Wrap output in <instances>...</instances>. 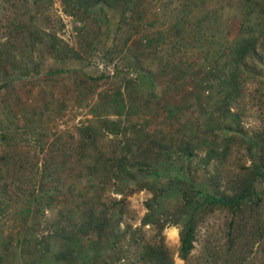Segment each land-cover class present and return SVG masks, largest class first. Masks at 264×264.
<instances>
[{"label":"trees","instance_id":"trees-1","mask_svg":"<svg viewBox=\"0 0 264 264\" xmlns=\"http://www.w3.org/2000/svg\"><path fill=\"white\" fill-rule=\"evenodd\" d=\"M47 1L23 0L22 3L30 8V5H43ZM232 1L235 28L233 30L226 21L221 31L225 45L217 51L218 61L214 58V62L211 60L205 65L206 79L215 82L210 84L205 78L200 81V93L205 98L204 102L197 99L200 112L194 103L166 104L163 109L176 121H170L167 129L158 131L148 124L131 121V116L138 115L141 108L126 100L119 90L112 99L94 108L100 112L108 106L112 114L105 115H114L117 119L97 115V121H90L87 126L88 131L84 132L79 149H66V146H59L58 143H51L48 147V142L38 139L41 140L36 142L39 150L29 158V153L23 151L19 143V132L23 130L22 135H28L40 128L35 124L40 126L45 110L41 105L31 104L32 114H20L15 110L20 104L11 101L14 88L26 79L38 80L39 76L45 74L57 76L66 73L68 70L63 65L67 66L76 59L75 50L56 35L39 33L35 28H30L32 49L27 52L25 60L19 58L18 65L15 49L10 52L0 49V103L5 104L6 112V116L0 118V211L14 207L20 224L27 226L24 235L16 239L24 248L21 253L23 260H20L22 264H28V257L34 259L30 260V264H109V260L103 258V244L113 239V228L124 213V196L128 193L151 192L152 196L145 204L147 213L143 219L144 225H152L158 230H164L167 225L181 226L179 256L184 261L194 249L195 234L202 216L217 208L243 214L253 205L256 195L254 182L264 177L260 165H255L251 172L247 170L233 184L228 183L226 188L221 186L223 177L219 173L211 174L209 169L214 163L227 160L234 138L240 137L243 142H248L253 157L264 150L259 145L261 136L245 134L240 128L241 115L232 112L243 99L246 84L263 76L262 70H257L251 62L263 64L258 49L262 45L260 41L264 40V6L257 0ZM62 3L68 13H72L71 3L78 11L99 8L106 19V8H118L121 4L123 18L138 10L140 20L144 19V13L139 9L141 0H62ZM194 4L185 6L187 14L198 11ZM27 13L33 17L31 12ZM212 14L213 10L209 7L196 22L187 18L177 20L166 30L167 36L161 34L158 41L156 35L143 34L140 46L151 51L161 40L169 43L173 61L166 62L164 72L170 71L169 67L172 66V75L183 74L186 78L192 67L184 60L191 53L188 36L201 33L206 37L205 44L211 45L212 38L218 32L210 34L205 24L211 23ZM202 28H205L204 31ZM35 51H40L39 56H35ZM136 58L140 61L139 57ZM51 62H57L58 66L42 71V66ZM9 63L18 68L9 69ZM138 86L153 91L157 83L152 73L144 71L137 76ZM191 109L202 121L198 119L196 127L188 122L181 134L176 132L177 125L181 126L183 116ZM220 134L222 138L217 142L214 137L219 140ZM109 136L113 137V145L106 151L98 141ZM203 148H207V151L204 157H200L198 151ZM38 154H42L40 159ZM69 154L74 155L80 163L77 166L82 170L83 183H80L84 189L67 183L62 176V169L69 170L66 163ZM29 172L31 175L34 172L33 176L36 174L33 190L22 196L17 194V204L14 206L5 202L9 199V176L17 177L14 187L18 191L23 187L26 175L30 178ZM109 185L113 187V193L122 198L112 199L110 205L102 204L101 194ZM54 210L58 211L56 220L47 226L50 239L35 237L33 253H30L26 250L27 236L33 237L31 232L35 228L29 225L30 222ZM115 216H118V220ZM52 241H55L53 250L50 246ZM11 245V242L0 245V264L13 261L9 256ZM144 256L146 258L140 260V264H174L162 245L148 244Z\"/></svg>","mask_w":264,"mask_h":264},{"label":"rangeland","instance_id":"rangeland-1","mask_svg":"<svg viewBox=\"0 0 264 264\" xmlns=\"http://www.w3.org/2000/svg\"><path fill=\"white\" fill-rule=\"evenodd\" d=\"M22 1L0 0V49L4 52L15 49L18 65L19 58L25 60L27 52L32 49L33 37L30 28H35L39 33L49 32L56 35L59 40L75 50L76 57L71 64L63 65L68 70L66 73L57 76L45 74L39 76L38 80L26 79L12 92L11 101L13 104H20L15 107L20 114H32L31 104L41 105L45 110L40 126L35 124L40 128L28 135H22L23 130L19 132V143L22 150L29 153V158L35 156V152L39 150L36 143L38 139L48 142V147L51 143H58L59 146H66V149H79L84 132L88 131L87 126L90 121H97V115L117 119L114 115H105L112 114L108 106L100 112L94 108L112 99L119 90L126 100L141 108L138 115L131 116V121L148 124L158 131L167 129L170 121H176L163 109L166 104L194 103L196 110L200 112L201 107L197 99L205 101L200 93V81L209 79H206L205 65L214 58L217 60L218 49L225 45L221 31L226 21L228 20V25H231L233 30L236 24L232 0H141L139 9L144 13L143 20H140L138 10L123 18L121 4L113 9L105 7L108 16L106 19L96 7L78 11L71 3L72 13H68L62 0H49L43 5H30V8L23 5ZM257 1L264 6V0ZM191 3L196 4L194 5L198 11L187 14L185 6ZM209 7L212 8L213 14L211 23L205 24L206 30L210 34L218 32L212 38L211 45L205 44L206 37L203 34L191 33L188 36L191 53L184 59L192 65L186 74L188 76L185 78L183 74L172 75V66L169 67L170 71L165 73L164 65L167 61H173L170 44L161 40L156 49L150 51L145 46H140L143 34L156 35L158 41L161 34L167 36L166 30L175 21L187 18L196 22ZM27 11L31 12L33 17ZM202 29L204 31L205 28ZM260 42L262 45L258 52L263 64L253 61L251 65L256 66L257 70L261 69L263 76L246 84L244 97L234 106L232 112L241 115L240 128L245 134L250 137L261 136L259 145L264 148V40ZM39 54L40 51H35V56ZM136 57H139L140 61H137ZM16 65L9 63L8 68L15 70L18 68ZM56 66L57 62L47 63V66H42V71ZM144 71L152 73L156 80L157 87L153 91L145 86L136 87L137 76ZM208 82L214 84L215 80ZM4 108L5 104L0 103V118L6 116ZM198 119L202 121L191 109L183 116L181 126L177 125L176 132L181 134L188 122L196 127ZM221 136L222 134L219 140L214 137V140L219 142ZM112 140L113 137L109 136L107 139L100 138L98 143L107 151L113 145ZM248 146V142H243L240 137L234 138L229 146L227 160L223 163L216 162L209 168L211 174L219 173L223 177L222 188H226L228 183L233 184L237 178L246 174L247 170L251 172L255 165H260L264 172V150L262 153L258 151L253 157V152L249 151ZM206 151L207 148L199 150V156L204 157ZM1 153L0 145V155ZM41 157L42 154H38V158ZM66 163L69 170L62 169V176L66 178L67 183L84 189L80 183H83L82 170L77 166L80 163L76 157L70 155ZM33 174L29 172V179L26 175L25 183L18 191L16 186L14 187L17 177L9 176V199L5 202L14 206L17 204V194L22 196L33 190L36 176ZM254 185L256 195L253 205L245 213L236 214L228 209L217 208L201 217L195 234L194 249L187 261L179 256L181 226L167 225L164 230H158L152 225H144L143 219L147 213L145 204L152 194L146 190L128 193L124 196V213L118 225L113 228V239L104 241L103 258L109 260V264H140V260L146 258L145 246L152 244L162 245L169 260H173L174 264H264V177L257 179ZM1 187L0 185V191ZM112 188L107 186L101 194L102 204L110 205L112 199L122 198L114 194ZM6 210L0 211V245L3 242H11L9 256L13 261L10 264H22L20 260H23L21 253L24 248L16 239L24 235L27 226L20 224L14 207H8ZM57 212L47 211L30 222L29 225L35 227L31 232L33 237L27 236L26 250L30 253H33L32 244L35 237L50 239L47 226L56 220ZM115 218L118 220V216ZM50 246L52 250L55 249V241H52ZM26 259L28 264L30 260H34L33 257Z\"/></svg>","mask_w":264,"mask_h":264}]
</instances>
